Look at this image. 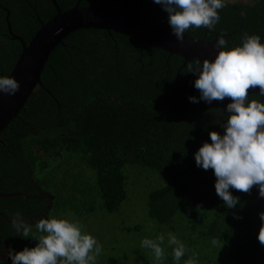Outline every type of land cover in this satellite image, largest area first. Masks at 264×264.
Returning a JSON list of instances; mask_svg holds the SVG:
<instances>
[{
	"label": "trees",
	"instance_id": "obj_1",
	"mask_svg": "<svg viewBox=\"0 0 264 264\" xmlns=\"http://www.w3.org/2000/svg\"><path fill=\"white\" fill-rule=\"evenodd\" d=\"M57 1L67 10L79 0ZM123 1L80 4L119 7ZM129 11L168 25L167 13L153 0H131ZM218 13L220 20L211 30L201 27L186 34L206 40L223 36L229 47L241 44L244 34L259 35L264 43V0H226ZM56 14L52 0H0V76L11 74L23 51L16 37L29 43ZM197 61L105 29H80L65 38L49 59L43 85L34 89L0 133V192L23 193L0 197V247L6 250L11 245L20 251L35 246L34 239L15 235L11 217L20 212L33 228L36 221L50 216L55 196L37 173L67 154L94 171L102 210L118 211L128 198L129 180L137 184V175L155 188L147 200L152 218L167 223L184 210L191 231L200 229L210 244L216 238L222 245L215 249L223 257L220 262L264 264V245L257 239L264 199L258 189L254 186L249 193L232 189L241 201L227 209L215 192L213 170L195 163L194 153L210 142L209 132H222L213 121L230 102L189 101V96L199 97L196 76L187 69L188 64L195 68ZM128 166L142 169L128 173ZM72 209L79 214L98 210L93 205Z\"/></svg>",
	"mask_w": 264,
	"mask_h": 264
},
{
	"label": "clouds",
	"instance_id": "obj_2",
	"mask_svg": "<svg viewBox=\"0 0 264 264\" xmlns=\"http://www.w3.org/2000/svg\"><path fill=\"white\" fill-rule=\"evenodd\" d=\"M167 13L171 33L183 42L190 29L206 27L209 30L219 22L218 10L226 7V0H153ZM218 49L214 59L197 61L195 68L188 64L189 73L196 76L194 87L199 97L189 96V101H213L230 99L226 108L213 121L222 132L210 131V142L205 141L194 153L197 167L213 170L216 177L215 192L227 209L240 205V198L232 189L249 193L255 186L258 195L264 199V43L259 35L244 34L241 44L229 47V42L219 37L215 43ZM259 88L256 99L249 89ZM19 82L10 76H0V93L14 95ZM260 229L257 239L264 245V211L260 212ZM239 219L240 217H235ZM15 235L32 238L37 243L17 251L11 245L6 250L0 247L11 264H96L102 253V246L91 234L82 230L78 221L65 218H41L34 227L41 235H32V223L26 221L20 212L11 217ZM212 245L219 242L216 238ZM165 236L156 239L144 238L141 247L149 249L157 264L165 259ZM167 245L172 247L174 264H180L187 249L185 244L172 233H167ZM184 264H198L194 256Z\"/></svg>",
	"mask_w": 264,
	"mask_h": 264
},
{
	"label": "rangeland",
	"instance_id": "obj_3",
	"mask_svg": "<svg viewBox=\"0 0 264 264\" xmlns=\"http://www.w3.org/2000/svg\"><path fill=\"white\" fill-rule=\"evenodd\" d=\"M229 1L253 3L256 0ZM78 163L71 155L64 154V158L51 162L48 167L39 168L37 177L42 181L44 188L55 196L49 217L78 221L82 230L94 236L102 246L103 250L96 264H157L151 251L141 247V241L144 238L156 239L161 234L165 236V259L161 263L174 264L172 247L167 245L168 232L174 233L186 246L187 252L180 264H184V260L190 256H194L198 264L224 263L220 262L223 258L221 253L215 250L222 245L210 244L200 229L191 231L184 210L167 223H161L150 216L147 205L148 192L155 189L151 188V181L136 175L134 181L137 184L134 185L130 179L128 198L118 211L110 213L100 208L102 199L96 188L94 171ZM139 169L142 168L128 166L126 172ZM147 176L151 178L150 173ZM162 182L165 184V181ZM159 184L163 185L161 182ZM89 205L96 206L98 210L95 213L79 214L72 209L74 206L84 209ZM32 233L41 235L35 227L32 228Z\"/></svg>",
	"mask_w": 264,
	"mask_h": 264
},
{
	"label": "water",
	"instance_id": "obj_4",
	"mask_svg": "<svg viewBox=\"0 0 264 264\" xmlns=\"http://www.w3.org/2000/svg\"><path fill=\"white\" fill-rule=\"evenodd\" d=\"M57 14L42 27L27 43L17 36L23 44V51L13 71L9 75L19 82V90L14 95L0 93V133L18 116L30 95L38 85H43L42 74L55 49L70 34L80 29H105L119 32L148 45L161 48L184 57L214 59L218 52L215 43L218 40H206L186 34L180 42L171 33L169 25L161 26L129 11L131 0H124L119 7L82 6L81 0L67 10H63L57 0H52ZM10 14L7 19L9 20ZM12 32V26L10 25ZM259 88L249 89V94L258 93ZM21 192H0V197L22 195ZM53 198V196L48 195ZM4 259L5 256H0ZM9 261V260H8Z\"/></svg>",
	"mask_w": 264,
	"mask_h": 264
},
{
	"label": "flooded vegetation",
	"instance_id": "obj_5",
	"mask_svg": "<svg viewBox=\"0 0 264 264\" xmlns=\"http://www.w3.org/2000/svg\"><path fill=\"white\" fill-rule=\"evenodd\" d=\"M34 221V218H33V216H32V218H31V222H33ZM0 256H4L3 254H0Z\"/></svg>",
	"mask_w": 264,
	"mask_h": 264
},
{
	"label": "built area",
	"instance_id": "obj_6",
	"mask_svg": "<svg viewBox=\"0 0 264 264\" xmlns=\"http://www.w3.org/2000/svg\"><path fill=\"white\" fill-rule=\"evenodd\" d=\"M9 262L11 263V261L9 260Z\"/></svg>",
	"mask_w": 264,
	"mask_h": 264
}]
</instances>
